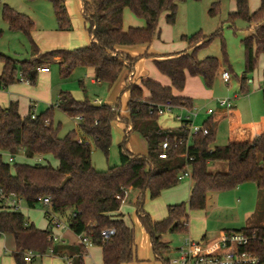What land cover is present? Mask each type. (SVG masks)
I'll return each mask as SVG.
<instances>
[{"label":"trees","instance_id":"trees-1","mask_svg":"<svg viewBox=\"0 0 264 264\" xmlns=\"http://www.w3.org/2000/svg\"><path fill=\"white\" fill-rule=\"evenodd\" d=\"M185 0H82L81 13L90 41L87 45L72 49H54L39 53L31 38L33 20L7 4L2 6L1 17L9 30L22 31L31 44V57L18 59L0 53V88H6L23 76L32 83L37 69L59 57L60 74L68 77L75 67L92 68L94 77L101 83L113 84L121 72L133 70L141 57L130 56L119 46L149 44L158 34V20L166 13L165 20L174 24L178 4ZM235 9L227 15L226 23L235 29L237 20L246 23V35L241 39L244 48V70L240 76V92H246L247 75L251 73L259 54L264 56V0L250 11L248 0H233ZM53 6L57 30H71L65 0H50ZM209 10L215 11V3ZM129 8L144 20L143 27L123 28V11ZM218 32L204 35L201 31L182 35L190 52H177L165 59L155 60L157 70L166 75L170 85H162L152 79H142L141 85L128 83L126 103L129 132H138L145 140L147 153L138 155L126 146L127 134L118 145L119 164L107 170H96L91 162L92 144L107 154L111 144V122L118 118L117 109L110 105L95 106L88 98L76 99L69 91L58 94L56 107L69 117L78 118L79 133L69 131L58 135V126L52 121L54 106L31 117V112L21 115L16 101L0 107V190L13 194L30 208L38 205L37 197H49L48 211L64 222L75 235L86 234L93 245L101 248L102 264H126L137 260L135 230L119 208L129 188L139 190L135 200L136 217L147 234L156 259L167 264L169 243L162 240L165 233H187L188 211L202 210L208 191L231 190L244 182H254L264 195V134L247 142H228L214 145L213 124L209 119L202 125L208 133L191 134L187 127L162 128L158 124L156 105L170 101L177 106L191 108L189 98L175 96L172 88L182 90L185 72L199 76L206 87H211L220 72L221 62L214 57L197 59L196 51L207 46ZM43 67V66H41ZM144 90L148 97H144ZM88 138L89 140L85 139ZM169 148L166 158L159 157L162 143ZM179 141H182L179 143ZM187 143V144H186ZM24 153L27 159L42 157V162L8 161V156ZM186 153V157L183 154ZM189 157L192 159L189 160ZM50 160L57 163L53 165ZM225 162V171L210 172V162ZM190 170L192 185L187 202L167 205L166 216L153 219L143 208V192L150 198L157 197L182 179L185 167ZM66 176L70 178L62 184ZM119 196V198H116ZM42 209L45 207L40 205ZM45 215V212H44ZM113 229V234L102 240L101 231ZM255 237L246 249L258 255L257 264H264V226L235 230ZM0 234H10L14 240L12 257L15 264H29L25 252L42 254L51 252L71 260L69 264H83L86 247L52 246L47 229H39L30 223L19 210L0 206ZM34 258V257H33Z\"/></svg>","mask_w":264,"mask_h":264},{"label":"rangeland","instance_id":"rangeland-1","mask_svg":"<svg viewBox=\"0 0 264 264\" xmlns=\"http://www.w3.org/2000/svg\"><path fill=\"white\" fill-rule=\"evenodd\" d=\"M215 3V11L210 14L209 10ZM4 4L9 5L15 10L28 15L35 23V28L31 32V38L37 43L38 47L51 48L55 44L47 37L52 34L50 31H57V23L54 16L53 6L50 0H0V53L16 57L18 59H25L31 55V44L27 36L19 30H9L6 22L1 17V10ZM80 0H66L67 13L71 22V30L64 32L62 42H67V47L72 49L81 46H85L89 43L90 38L84 24V19L81 13ZM259 4V0H248V6L250 10H254ZM233 0H185L178 4L176 19L174 24H168L165 21L164 14L160 16L161 27H165L159 38H155L154 50L156 53L164 52H177L184 50L190 52L191 48L187 46L186 41L181 39L182 35H191L195 32L201 31L204 35H211L214 32H218L213 37L212 41L204 47L199 48L196 51V57L202 60L206 57L217 58L223 68L230 69V83L226 85L216 78L212 87L216 88L217 93L220 92L218 98H232L233 93L238 92V79L240 78L244 70V48L241 44V39L246 35V23L242 20H237L235 23V29L230 28L226 23L227 15L234 9ZM124 28L129 26H135L138 24L143 25V20L137 17L129 8H125L124 11ZM138 23V24H137ZM48 33V34H47ZM66 33H69V38H66ZM46 39V40H45ZM67 39V41H66ZM39 40V41H37ZM39 42V44H38ZM62 44V43H59ZM51 50V49H49ZM48 50V51H49ZM50 68V78L37 73L34 81L31 84L36 90L34 94L28 93L24 86H21L16 81L17 86L14 91L15 97L19 99V107L22 111L27 110L28 99L34 98L37 102L36 111L38 113L45 111L49 106L48 94H52V101L49 104L54 103L56 94L58 91H69L73 97L77 99L88 98L90 101L100 100L106 102L112 100L113 87H108V84H92L90 82V75L88 70L83 67H75L68 77H63L60 74L59 64L56 61L48 62ZM139 72L147 73L148 76H153V63L152 59L146 58L145 61L140 60L136 63ZM264 71V57L258 55L256 66L254 70L247 75L248 79L253 80L254 83H258L263 75ZM159 75V74H157ZM197 85H191V88L202 87L204 90L208 89L199 77ZM196 81V80H195ZM140 79L137 83L139 84ZM0 91L8 92L9 89L4 90L0 88ZM3 95L0 94V98ZM123 101V99H122ZM117 109V108H116ZM180 109H173L174 115L180 114ZM52 121L54 126H58V135L64 137L69 131L74 130L79 132L78 119L69 117L66 113L58 108L53 109ZM176 121V120H175ZM173 120L164 121L160 119V125L164 128L174 126L176 122ZM179 123V122H178ZM196 124H199L197 122ZM124 125L117 120L111 122V144L109 146L107 154L103 153L100 149L96 148L92 144L91 162L96 170L104 171L109 167L118 165L119 154L118 145L123 139ZM126 148L135 154H146L147 147L144 138L138 132H130L126 143ZM18 162L34 163L36 161L42 162L40 157H34L29 160L24 155L16 159ZM55 165V160H50ZM191 179L184 178L177 182L176 185L164 189L155 198H150L147 190L143 192V208L150 214L151 217L156 219L164 218L166 215V206L168 204L187 202L190 191ZM139 195V190L129 188L126 192V196L121 203V211L125 216L130 219L134 225L135 238L139 242L143 237L142 228L137 220L135 214V200ZM19 211L23 213L24 217L39 229H45L47 218L44 215V209L40 207V204L33 208L28 207L24 202L20 204ZM199 210L188 211V220L191 222L193 215ZM61 234V239L53 240L51 245L57 246L60 244L70 245L75 247L79 243V237L75 235L70 229L57 231ZM188 236L187 233H165L162 236V240L169 243L171 249L179 245L182 238ZM63 240V242H62ZM169 248V250H170ZM14 240L10 234H0V264H15L12 257L14 251ZM88 254L84 258L83 264H101L102 255L98 245L89 246L86 248ZM26 253V252H25ZM36 255L29 264H69L68 259L65 257L55 256L50 252V247L46 248L45 252ZM164 254H169L168 251ZM144 257L143 260L139 259L131 261L129 264H163L161 260L156 259L152 253L151 247H146L144 252H141ZM170 256V255H169Z\"/></svg>","mask_w":264,"mask_h":264},{"label":"crops","instance_id":"crops-1","mask_svg":"<svg viewBox=\"0 0 264 264\" xmlns=\"http://www.w3.org/2000/svg\"><path fill=\"white\" fill-rule=\"evenodd\" d=\"M80 3H81L80 6H82V0H80ZM65 4H66V0H65ZM234 6H235V2H234ZM254 10H250V11H254ZM124 11H123V19H124ZM162 14H164V17H165L166 13H162ZM84 24H85V21H84ZM143 26H144V20H143L142 26L141 24H138V25L129 26V27H143ZM123 28H124V22H123ZM127 28H124V29H127ZM34 29H36L35 23H34ZM34 29L32 30V32L34 31ZM163 30H166V29L165 27L163 28V25L161 27V21L158 20V34L156 35L155 38H159ZM50 32H52V34L48 35L47 38L51 40L52 42H54L55 44H53L52 46H49L51 48H47L48 50L49 49L51 50L68 49V48H64L65 45L67 47V44H66L67 42L66 43L62 42L64 40L63 37H64L65 31L57 30V31H50ZM65 35H66V38H69V33H66ZM155 38H153V40L149 44L143 43V44H137V45L119 46L118 48L121 51L128 53L132 57L137 56V55H142L144 53H147L151 56L139 58L135 62L133 66V70L131 72H128L126 69H124L113 84H108L109 85L108 87L110 88L113 87L112 91L114 92H113V96L111 97L112 100H108L106 102H101L100 100L91 101L93 104H99V105L106 104V105H110L113 109L117 108L119 116L115 120H117L118 122H121L124 125L123 130L124 132H126L125 134H127V138L130 134L129 132L130 127L125 129L126 123L121 121V119L128 118L129 116V112L126 106V103L129 97V90H125V86L128 83H133L134 85L140 86L141 80L146 79V78L155 80L162 85H170L169 78L157 70V68L155 67L154 61L165 59L167 56L173 53L184 51V50H181L177 52L156 53V50H154ZM59 43H62V44H59ZM35 44L39 50V53H44L48 51V50H45L44 48L38 47L36 42ZM146 58L152 59L153 70H156V71H153L152 74L154 75L151 77L148 76L150 73L149 71H147V73L144 72L141 74V72H139L138 67L136 65L138 61L143 60V59L145 61ZM59 60H60L59 57H55L52 59V61H56L57 63L59 62ZM41 66L47 67V70L40 71L39 68H41ZM41 66L37 69V73L50 78V76H48L50 74L49 65L43 64ZM1 67L2 65L0 63V71H1ZM83 68L88 70V74L90 75V82L92 84H100V85L104 84V83L99 82L94 77L92 68H86V67H83ZM223 70H227L230 74V69L223 68L221 65L220 72L216 78H219L222 83H224L223 79L221 78V72ZM263 74H264V71H263ZM198 78L199 76H192L186 71L185 72V83H184L183 89L176 90L172 88V93L175 96H182V97L189 98L190 104H191V108L189 109L196 108L198 110L196 115L194 117H191V122L195 124L199 122V124H202L207 119L211 121V123L213 124L214 145L221 146V145L227 144L228 142L252 141L255 138L259 137L260 135L264 134V90L261 89L260 87L261 80L258 83H254L253 80H251L250 83L246 81V92L242 93L240 92L241 86H240V78H239L238 79V92L239 93L238 94L233 93L232 98H223V99H228L230 101V106L228 107L226 105H221L219 103V100L221 99L218 97L221 93L220 92L217 93L216 88L211 86V87H207L208 89L204 90L202 87H200L201 85L197 86V88H194V87L191 88V85H193V83L194 85L198 84L197 83L199 82ZM230 78H231V74H230ZM138 79H140L139 84L137 83ZM19 83L21 84V86H24L25 90L28 93L34 94V90L36 89L32 87L30 83H24V82H19ZM226 85H229V84H226ZM16 86L17 84L16 82H14L12 84H9L6 88H4V90L9 89L8 92L0 91V94L3 95V98L2 97L0 98L1 108L7 107L11 101H16L18 103V106L20 105L19 99H17L14 96L15 95L14 91H16L15 90ZM60 92L61 91H58V93L56 94V98L54 99V103L52 104H49L53 99L52 94L49 93L48 98L46 99L48 100V103L46 105L54 106V108H57L56 103L58 99V94ZM144 97H148V92L146 90H144ZM36 107H37L36 100L34 98H29L27 110L22 111L19 107V112L21 115H25L28 112L38 114V112L36 111ZM207 108H211L212 113L208 114L206 112ZM175 109H180V108H175ZM180 113H183V111L181 110ZM160 119H164V121H170V120L175 121L176 120L175 115L173 113L161 115L159 116L157 120L160 127H162V125H160ZM175 122L176 124L174 126H171L168 128H175L179 126L178 121L176 120ZM77 133H78V137L84 138L82 135H80L79 132ZM85 139L89 140L88 138H85ZM23 155L24 153L20 152L18 155L12 156V157L14 160H16L18 157L23 156ZM138 155H141V154H138ZM142 155H145V154H142ZM32 159H29V160H32ZM226 168L227 166L225 162H222V161L210 162L208 164V170L210 172L225 171ZM191 185H192V181L190 182V188H191ZM126 192H125V196H126ZM118 212L123 215L124 219L128 223H131L133 225L132 221L125 216V214L121 211L120 208ZM153 219L160 220L156 218H153ZM259 226H264V195H263V191L258 189L254 182L249 181V182H244L231 190L208 191L205 197L204 209L197 211L193 215L191 222H189L188 220L187 234L190 238L194 240H214L216 238H219L222 234L234 232L235 230H238L241 228L259 227ZM47 227H48V220H47L45 229H47ZM142 233H143V237H141L139 242H137L135 238L136 255H138L139 259L141 260L144 259V257L141 255V252H144L146 247H149L150 245L147 234L145 233L143 228H142ZM60 245H63V244H60ZM65 246L71 247L70 245H65ZM91 246H94V245H91ZM168 253H169L168 256L169 255L171 256V254L173 253V249L170 248V250H168ZM87 254H88V251L83 256V262ZM32 260L33 258L31 259V261ZM126 264H129V263H126Z\"/></svg>","mask_w":264,"mask_h":264},{"label":"built area","instance_id":"built-area-1","mask_svg":"<svg viewBox=\"0 0 264 264\" xmlns=\"http://www.w3.org/2000/svg\"><path fill=\"white\" fill-rule=\"evenodd\" d=\"M40 71H46L47 67L39 68ZM221 78L225 84L230 82V74L227 70L221 72ZM19 82L30 83L29 80L23 76L19 77ZM250 83L251 79H247ZM261 89L264 90V74L261 78L260 83ZM221 105L230 106V101L228 99L219 100ZM157 113L159 115L170 114L174 108H180L183 113L175 115V119L180 123L181 126L187 127L191 134L202 133L203 135L208 133L206 127L202 124H195L191 122V117H194L197 113V109H189L184 106H177L167 101L163 104H158L155 106ZM206 112L208 114L212 113L211 108H207ZM35 114L31 113V117L34 118ZM79 117H77L78 119ZM182 141H179L181 143ZM187 144V143H186ZM169 148V143L164 141L162 143L163 151L159 153V157L166 158V149ZM186 157V153L183 154ZM192 158L189 157V160ZM8 161L12 162L13 157L8 156ZM190 170L186 166L184 172L179 176L180 179L185 177L190 179ZM119 198V196H116ZM37 201L40 205H43L45 216L48 219L49 231L48 238L53 241L56 239H61V234L57 231H64L68 229V226L60 221L54 214L48 211L51 205V200L49 197H37ZM22 199L13 195H5L0 190V206L4 208H9L11 210H19ZM113 234V229H106L101 231L102 240H106ZM79 243L84 247H89L92 241L86 234L78 235ZM255 237V234H245L243 232H230L222 234L219 238L214 240H194L189 236H185L181 239L178 246L174 248V254L169 256L167 264H257L259 257L253 251L246 249L248 243ZM51 252V249H50ZM36 255L33 252L28 251L24 254V260L30 262ZM68 263L71 260L67 257Z\"/></svg>","mask_w":264,"mask_h":264},{"label":"water","instance_id":"water-1","mask_svg":"<svg viewBox=\"0 0 264 264\" xmlns=\"http://www.w3.org/2000/svg\"><path fill=\"white\" fill-rule=\"evenodd\" d=\"M95 106H98L99 104H94ZM70 177L66 176L65 179L62 181V184H64Z\"/></svg>","mask_w":264,"mask_h":264}]
</instances>
